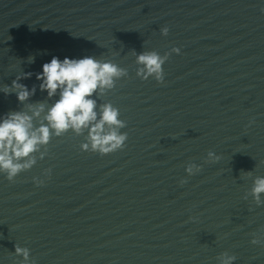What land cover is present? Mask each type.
<instances>
[{
  "label": "clouds",
  "instance_id": "1",
  "mask_svg": "<svg viewBox=\"0 0 264 264\" xmlns=\"http://www.w3.org/2000/svg\"><path fill=\"white\" fill-rule=\"evenodd\" d=\"M168 31L167 27L162 29L164 35H167ZM174 51L179 53L180 50L176 48ZM34 59L32 56L28 57V63H33ZM165 59L166 57H161L156 52L139 54L137 63L143 67L138 70L137 75L143 79L155 76L163 83ZM125 74L124 69L112 62L101 61L93 56L65 57L63 60L53 56L50 62L44 63L42 72L36 74V79L40 81L39 90L46 92L48 99L57 95L58 99L50 107L43 102L27 104L28 111H9L0 118V172L6 173V178L12 182L20 172L30 169L36 162L34 153L41 145L49 143L53 132L56 136L68 130L79 134L87 128L93 151L106 155L122 148L126 135L118 132V129L124 126L118 118L119 110L108 103L100 105L98 112L97 100L93 97L112 89L115 79ZM32 75L31 72L18 75L10 86H4L3 93L6 96L15 93L18 101L24 104L35 95L37 89L35 85L29 89L19 81L31 78ZM42 113L44 122L37 127L33 122L34 118H40ZM105 126L111 130L105 132ZM82 147L87 150L89 145ZM213 155L212 152L208 153L210 158ZM187 171L191 173L192 166H189ZM245 175L251 176L252 173L247 172ZM250 194L258 206L264 204L261 200L264 195V176L255 177ZM251 243L261 244V240L254 238ZM15 253L25 259L29 256L28 249L19 246H15ZM235 259L234 255L223 253L221 264H233Z\"/></svg>",
  "mask_w": 264,
  "mask_h": 264
}]
</instances>
